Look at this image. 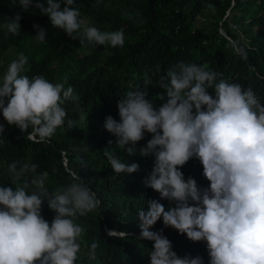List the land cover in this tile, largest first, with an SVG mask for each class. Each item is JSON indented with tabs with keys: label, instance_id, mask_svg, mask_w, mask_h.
<instances>
[{
	"label": "clouds",
	"instance_id": "9594fccd",
	"mask_svg": "<svg viewBox=\"0 0 264 264\" xmlns=\"http://www.w3.org/2000/svg\"><path fill=\"white\" fill-rule=\"evenodd\" d=\"M63 4L60 0H19L22 11L39 9L52 27L79 39L82 47H124L123 29L101 31L85 26L78 19L80 11L71 7L73 0H63ZM207 9L216 11L211 3ZM20 19L19 14L6 17L0 27L19 35ZM33 28L34 40L46 43L44 29ZM230 43L246 59L245 49ZM27 63L28 58L20 53L0 78V114L9 126L28 133V140L45 143L65 124V102L78 107L79 96L71 86L65 89L64 83H51L41 75L30 79L24 75ZM160 72L158 65L146 70L143 84H152ZM219 76L203 64L177 63L156 81L163 90L157 96L164 101L159 107L136 86L117 102L119 120L105 118L103 127L115 136L114 147L123 155L108 150L103 155L114 173L139 179L137 197L129 204L139 220L140 233L129 234L154 242L149 264H264V104L251 87L245 89ZM75 126V121H67L68 129ZM145 133L151 139L139 155L154 157L147 171L133 157ZM193 157L202 165L194 173L184 166ZM37 167L27 160L7 165L11 186H0V264H95L99 242L86 246L87 259L82 260L85 229L77 220L96 211L100 200L71 169H67L69 185L49 192L46 174L34 175ZM147 194L154 199L146 201ZM45 200L55 211L50 224L41 215ZM161 218L171 228L163 234V229L151 231ZM105 229L110 238L128 236ZM174 239L196 243L199 255L176 248Z\"/></svg>",
	"mask_w": 264,
	"mask_h": 264
},
{
	"label": "trees",
	"instance_id": "16d2710c",
	"mask_svg": "<svg viewBox=\"0 0 264 264\" xmlns=\"http://www.w3.org/2000/svg\"><path fill=\"white\" fill-rule=\"evenodd\" d=\"M60 2L63 7V0ZM209 3L216 8L214 13L207 9ZM71 7L80 11L78 19L85 26L101 31L123 29L124 47H82L79 39L52 27L39 9L22 11L19 0H0V25L6 17H21L19 35L0 27V78L23 53L28 58L24 75L30 79L41 75L51 83H64L65 89L71 86L79 96L78 107L74 108L72 101L65 102V124L45 143L28 140V133L9 126L0 114V124L4 125L0 134V186H11L7 165L14 160L37 164L34 175L46 174L49 192L67 187L71 182L67 169L75 171L100 200L96 211L77 220L85 229L82 260L87 259L86 246L95 240L99 242L95 264H149L148 253L154 242L129 234L140 233L139 220L129 204L132 197H137L139 179L137 175L114 173L103 155L105 150L123 155L114 147L115 136L103 127L105 118L119 120L117 102L136 86L159 107L164 101L157 96L163 90L156 81L180 62L206 65L220 74L218 79L245 89L251 87L264 104V0H73ZM33 25L44 29L46 43L34 40ZM230 42L245 49L246 59L234 52ZM157 65L161 72L145 86L144 72ZM208 92L214 96L212 89ZM68 120L75 121L76 126L68 129ZM149 139L151 134L145 133L133 155L144 171L153 166L154 157L140 156L139 149ZM184 166L194 173L202 165L193 157ZM149 199L154 197L147 194L146 201ZM41 215L49 224L55 216L47 200L41 206ZM105 228L124 231L128 236L122 240L110 238ZM170 228L161 218L150 230L163 229V234ZM174 242L176 248L192 250L196 256L200 253L196 243Z\"/></svg>",
	"mask_w": 264,
	"mask_h": 264
}]
</instances>
